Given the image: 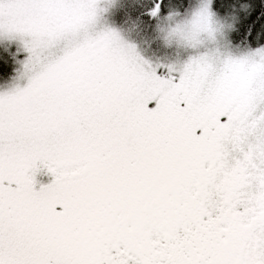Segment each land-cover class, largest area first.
Returning <instances> with one entry per match:
<instances>
[{
    "label": "snow or ice",
    "instance_id": "obj_1",
    "mask_svg": "<svg viewBox=\"0 0 264 264\" xmlns=\"http://www.w3.org/2000/svg\"><path fill=\"white\" fill-rule=\"evenodd\" d=\"M0 264H264V0H0Z\"/></svg>",
    "mask_w": 264,
    "mask_h": 264
}]
</instances>
